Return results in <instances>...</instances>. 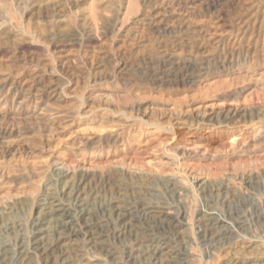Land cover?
I'll return each mask as SVG.
<instances>
[{
    "label": "rangeland",
    "instance_id": "1",
    "mask_svg": "<svg viewBox=\"0 0 264 264\" xmlns=\"http://www.w3.org/2000/svg\"><path fill=\"white\" fill-rule=\"evenodd\" d=\"M0 264H264V0H0Z\"/></svg>",
    "mask_w": 264,
    "mask_h": 264
},
{
    "label": "bare ground",
    "instance_id": "2",
    "mask_svg": "<svg viewBox=\"0 0 264 264\" xmlns=\"http://www.w3.org/2000/svg\"><path fill=\"white\" fill-rule=\"evenodd\" d=\"M131 254V253H130ZM3 259V258H2Z\"/></svg>",
    "mask_w": 264,
    "mask_h": 264
}]
</instances>
